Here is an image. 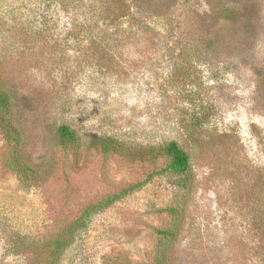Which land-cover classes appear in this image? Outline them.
<instances>
[{
    "label": "rangeland",
    "instance_id": "obj_1",
    "mask_svg": "<svg viewBox=\"0 0 264 264\" xmlns=\"http://www.w3.org/2000/svg\"><path fill=\"white\" fill-rule=\"evenodd\" d=\"M48 1L0 0V79L23 123L18 157L38 170H17L0 128V264H50L49 243L132 186L85 219L56 264H156L157 231L179 205L167 264H264L254 221L264 213V0H133L130 18L105 25L147 30L109 53L80 26L72 34L98 0L79 12ZM60 125L78 132L81 149L58 144ZM102 136L179 141L191 158L189 190L165 158L87 149Z\"/></svg>",
    "mask_w": 264,
    "mask_h": 264
},
{
    "label": "trees",
    "instance_id": "obj_2",
    "mask_svg": "<svg viewBox=\"0 0 264 264\" xmlns=\"http://www.w3.org/2000/svg\"><path fill=\"white\" fill-rule=\"evenodd\" d=\"M86 1L87 0H59L58 4L62 6L63 9L69 8L79 12L86 6ZM131 1L133 0L95 1L96 3H99V5H97L98 10L96 9L95 4L91 5L93 10L96 11L95 17L89 19L86 16V19L84 17L79 23L77 21L78 15L76 14L77 16L73 20L74 29L72 34L77 31V26H80V30L85 32L87 36L89 35V37H91V42L94 45L98 46L106 53L111 52V49L118 46L117 43L119 39L123 37L133 38L136 37L137 33L143 34L145 30H147L142 23L138 24V27H131L130 25V27H128L129 29L123 31H120V27L114 31L109 29V26L105 25V22L108 21L110 25L116 26L122 20H126L128 17L130 18L132 10ZM140 22H142V20H140ZM78 33L79 34H76L75 36L70 33V36L68 37H78L82 35L80 32ZM14 107H16L14 95L10 91L6 82L1 81L0 79V128L3 131L6 140L10 145H13L12 152L15 153L14 163L17 170L22 171V173L29 177L35 178L38 175V170L23 163L17 154L22 152L23 138L20 126L23 125V123L16 118ZM54 136L57 139L58 144L63 148L73 147L77 150L82 148L80 135L69 125L58 126L55 130ZM86 147L89 150H95L104 155L115 154L133 162H154L158 159L165 158L167 161V171L176 176H182L183 185L181 187L185 190H189L191 183L189 176L191 172V158L188 152L177 140L166 141L160 145L133 146L115 137L102 136L91 139ZM135 189L136 186H132L119 194L107 198L100 204L93 206L91 209H86L81 218L72 223L69 229L48 244V246L52 247V250L50 251V264L57 263L60 253L72 244L77 229L84 225L85 219L91 213H99L101 210L113 205ZM181 206L182 205L168 208L167 211L172 217V223L168 229H159L157 231L158 251L156 252V264H167L169 254L170 252H173V245L176 237L180 233L181 221L185 213V210ZM254 221L257 229L264 234V213L259 214Z\"/></svg>",
    "mask_w": 264,
    "mask_h": 264
}]
</instances>
